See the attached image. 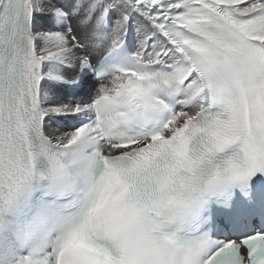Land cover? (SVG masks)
Listing matches in <instances>:
<instances>
[{"label": "snow or ice", "instance_id": "snow-or-ice-1", "mask_svg": "<svg viewBox=\"0 0 264 264\" xmlns=\"http://www.w3.org/2000/svg\"><path fill=\"white\" fill-rule=\"evenodd\" d=\"M76 144L126 207L55 264H264V0H0V211Z\"/></svg>", "mask_w": 264, "mask_h": 264}, {"label": "clouds", "instance_id": "clouds-1", "mask_svg": "<svg viewBox=\"0 0 264 264\" xmlns=\"http://www.w3.org/2000/svg\"><path fill=\"white\" fill-rule=\"evenodd\" d=\"M44 157L49 164L47 171H36L37 156L33 160L32 177L46 183L50 191H74L83 203V211L69 223L60 240L66 241L69 250H75L82 246L81 242L89 233L97 232L102 237L101 229L110 224L126 207V194L118 184V169L109 168L96 150L88 149L84 144L73 145L60 155ZM154 227L151 221H145L134 240L141 239L148 229ZM99 242L114 246L121 241L101 238ZM174 246L179 247V244ZM181 262L182 258L178 257L177 264ZM119 264L125 262L121 261Z\"/></svg>", "mask_w": 264, "mask_h": 264}]
</instances>
